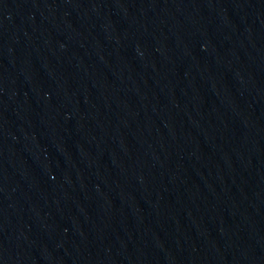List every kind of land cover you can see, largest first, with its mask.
I'll return each instance as SVG.
<instances>
[{
  "label": "water",
  "instance_id": "obj_1",
  "mask_svg": "<svg viewBox=\"0 0 264 264\" xmlns=\"http://www.w3.org/2000/svg\"><path fill=\"white\" fill-rule=\"evenodd\" d=\"M0 264H264V0H0Z\"/></svg>",
  "mask_w": 264,
  "mask_h": 264
}]
</instances>
